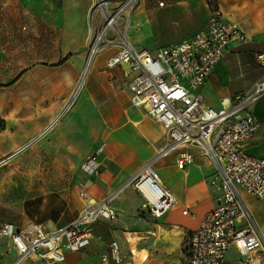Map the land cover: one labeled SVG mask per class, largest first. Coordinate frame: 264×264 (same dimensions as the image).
I'll use <instances>...</instances> for the list:
<instances>
[{
    "label": "built area",
    "instance_id": "built-area-1",
    "mask_svg": "<svg viewBox=\"0 0 264 264\" xmlns=\"http://www.w3.org/2000/svg\"><path fill=\"white\" fill-rule=\"evenodd\" d=\"M141 1H91L86 62L90 58L94 62L105 50H115L106 60V68L118 69L121 75H112L111 83L125 88L132 105L161 125L165 131L163 145L156 157L140 167L121 189L109 192L98 202H86L77 217L65 226L48 230L33 220L20 226L0 220V246L8 247L0 251V264L10 250L15 253L11 264L28 260L59 264L65 262L66 251L84 252L93 238L95 223L117 221L112 202L130 185L143 196V206L153 217L164 215L176 206L177 197L161 184L154 163L181 150L176 165L184 169L195 160L186 150L190 146L197 147L215 167L210 184L220 195L217 205L191 234L183 264H223L232 246L243 255L256 252L259 264H264V236L243 196L248 193L264 199V158L246 151L260 125L253 106L264 96V75L248 90L222 99L219 110L207 105L200 91L230 44L245 42L247 35L239 23L226 20L215 8L207 27L191 37L152 51L139 49L130 40L129 31ZM259 61L264 65L262 56ZM55 120L14 152L28 149ZM104 151L102 143L81 163V170L95 173L100 166L98 157ZM110 257L117 263L121 260L117 240L111 242L110 256L104 255L101 264H109Z\"/></svg>",
    "mask_w": 264,
    "mask_h": 264
},
{
    "label": "crops",
    "instance_id": "crops-1",
    "mask_svg": "<svg viewBox=\"0 0 264 264\" xmlns=\"http://www.w3.org/2000/svg\"><path fill=\"white\" fill-rule=\"evenodd\" d=\"M67 1L66 9L68 10L65 14L68 24L65 31L67 39L65 50L67 51L73 44L80 50L83 41L87 50L88 10L92 0ZM142 1V5L140 3L137 13L135 12L132 17V26L129 31L131 41L130 32L134 31L137 41H167L175 44L191 37L208 25L206 22L204 25L193 24V9L188 1L182 3L176 2L177 0H165L164 5L160 7L156 6L155 0ZM212 6L213 9L218 8L226 20L239 23L247 35L245 42L230 44L224 57L200 89L205 103L219 110L222 108V99L248 90L257 79L264 75V65L259 61L260 56L264 58V0H216V4L213 0ZM211 12L210 9V15ZM144 15L146 19L150 17L149 23L143 18ZM172 16L174 17L170 19ZM155 23L162 27L164 34H153L151 26ZM141 25L145 29L138 35L136 28ZM73 41L76 42L73 43ZM161 46L146 45L145 49L152 51ZM114 52L113 49L105 50L96 57L97 66L93 70L88 85L95 77L101 56H103L102 66L106 68V60ZM82 59L83 57L79 62ZM113 72L114 74L105 78L106 85H92L85 89L83 98L79 101L81 108L78 116L72 117L70 121L65 117L46 132V136H53L49 147L53 156L70 157L72 165L80 166L74 175L72 186L66 189L72 190L73 193L42 194L44 203L39 209L50 208L55 213L43 219L26 214L22 220L23 224L27 220H33L42 223L48 230L67 225L77 217L86 202L100 201L109 192L129 181L140 167L158 154L163 145L164 129L144 110L132 105L125 88L120 89L121 91L116 89V86L120 85L112 84L111 77L115 74L121 75V71L116 69ZM99 82H101L100 77ZM253 111L260 125L246 151L255 157L264 158V96L254 104ZM50 123L51 120L35 135L43 131ZM102 143L105 144V152L98 157L100 162L98 170L93 174L83 172L81 163L89 159ZM186 150L194 155L195 160L184 169L176 165L181 150L172 152L166 157H160L154 163L161 184L177 197L176 206L157 217L156 225L165 233L159 242L165 256L181 253V248L187 240L189 241L205 214L217 205L220 195V191L210 184L215 167L197 147L190 146ZM54 186L58 191L62 190L60 189L62 184L58 181ZM140 196L143 204L144 198L141 194ZM243 196L264 236V199H256L248 193H244ZM82 200L85 201L84 205ZM185 209H187L186 213H184ZM103 222L113 221L105 220L95 223L91 243L95 236L94 228L106 237L107 229ZM99 227L105 231L102 232ZM154 234L157 236L158 232L154 231ZM91 243L82 253L66 251L65 262L59 264H101L102 257L109 255L103 252L106 244L103 239L97 240L94 245ZM131 245L132 252L137 253V245L133 243ZM2 259V263L5 264ZM115 262L114 259L109 258V264ZM26 263L44 264L30 260ZM223 264H259V259L254 251L249 255H243L235 246H232L226 252Z\"/></svg>",
    "mask_w": 264,
    "mask_h": 264
},
{
    "label": "rangeland",
    "instance_id": "rangeland-1",
    "mask_svg": "<svg viewBox=\"0 0 264 264\" xmlns=\"http://www.w3.org/2000/svg\"><path fill=\"white\" fill-rule=\"evenodd\" d=\"M159 1L165 0H155L157 7H160ZM187 1L193 9V24L208 23L210 9L212 11L214 8L213 0L176 2ZM67 6V0H0V160L12 154L19 145L28 141L57 116L59 119L54 124L65 117L70 121L72 117L78 116L81 108L79 101L85 89L92 85H106L105 78L114 74L102 66L101 56L99 68L90 85L88 83L93 71L72 107L63 116H59L79 80L87 54L85 41L80 50L74 44L65 50ZM143 18L149 23V16L146 19L144 15ZM144 29L143 25L137 27L138 35ZM161 29L156 23L151 26L154 35L164 34ZM130 37L139 49H145L146 45L170 44L167 41H137L134 31L130 32ZM81 57L83 59L79 62ZM96 66L97 61L93 70ZM116 89L122 88L116 86ZM46 135L0 164L1 221L21 225L26 214L42 219L53 216L55 212L50 208L39 209L44 203L42 194L73 193L66 189L72 186L80 166L72 165L70 157L53 156V152L49 151L53 136ZM57 181L62 184L61 191L54 188ZM81 202L85 204V201ZM142 202L140 193L132 185L124 187L112 202L117 210V222H103L106 224H103L107 229L106 237L94 228L95 236L91 245L103 239L106 244L103 252L110 256L109 244L116 239L120 246L121 260L114 264H183L189 241L185 242L180 254L165 256L159 245L165 233L156 225L157 217H153ZM99 229L105 231L102 227ZM154 231L158 232L157 236ZM131 243L137 245V253L132 252ZM7 249L0 246V251ZM14 258L15 253L10 250L2 260L8 264ZM18 264L27 263L22 261Z\"/></svg>",
    "mask_w": 264,
    "mask_h": 264
},
{
    "label": "bare ground",
    "instance_id": "bare-ground-1",
    "mask_svg": "<svg viewBox=\"0 0 264 264\" xmlns=\"http://www.w3.org/2000/svg\"><path fill=\"white\" fill-rule=\"evenodd\" d=\"M95 63H96V59H95L94 62L91 63V58L86 62V64H85V66H84V68H83V70L81 72L79 80H78V82H77L72 94L70 95V97L66 101V105H65L63 111L59 114L60 117L63 116V114L65 112H67L72 107V105L74 104L75 100L77 99V97L81 93L82 88L84 87V85L87 84V82H88V80H89V78L91 76V73L93 71V68L95 66ZM58 119H59V117H57L55 121H57ZM8 155H11V154H8Z\"/></svg>",
    "mask_w": 264,
    "mask_h": 264
},
{
    "label": "water",
    "instance_id": "water-1",
    "mask_svg": "<svg viewBox=\"0 0 264 264\" xmlns=\"http://www.w3.org/2000/svg\"><path fill=\"white\" fill-rule=\"evenodd\" d=\"M18 153H19V151H16V152H14L13 154H11V155L5 157L4 159H1V160H0V164L3 163V162H5V161H7V160H9L10 158H12L13 156H15V155L18 154Z\"/></svg>",
    "mask_w": 264,
    "mask_h": 264
},
{
    "label": "trees",
    "instance_id": "trees-1",
    "mask_svg": "<svg viewBox=\"0 0 264 264\" xmlns=\"http://www.w3.org/2000/svg\"><path fill=\"white\" fill-rule=\"evenodd\" d=\"M214 3L216 4V0H214Z\"/></svg>",
    "mask_w": 264,
    "mask_h": 264
}]
</instances>
